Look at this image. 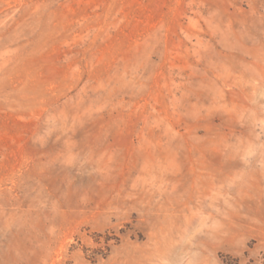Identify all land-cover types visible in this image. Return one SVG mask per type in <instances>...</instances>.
I'll list each match as a JSON object with an SVG mask.
<instances>
[{
    "label": "rangeland",
    "instance_id": "obj_1",
    "mask_svg": "<svg viewBox=\"0 0 264 264\" xmlns=\"http://www.w3.org/2000/svg\"><path fill=\"white\" fill-rule=\"evenodd\" d=\"M264 0H0V264H260Z\"/></svg>",
    "mask_w": 264,
    "mask_h": 264
},
{
    "label": "trees",
    "instance_id": "obj_2",
    "mask_svg": "<svg viewBox=\"0 0 264 264\" xmlns=\"http://www.w3.org/2000/svg\"><path fill=\"white\" fill-rule=\"evenodd\" d=\"M260 264H264V254L262 255V261Z\"/></svg>",
    "mask_w": 264,
    "mask_h": 264
}]
</instances>
